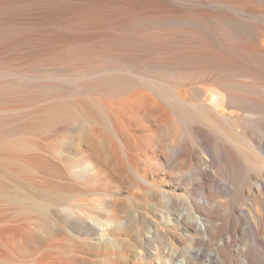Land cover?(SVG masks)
Returning a JSON list of instances; mask_svg holds the SVG:
<instances>
[{
	"label": "rangeland",
	"instance_id": "374dc122",
	"mask_svg": "<svg viewBox=\"0 0 264 264\" xmlns=\"http://www.w3.org/2000/svg\"><path fill=\"white\" fill-rule=\"evenodd\" d=\"M2 1L7 0H0ZM119 1L121 0H19L0 5V130H12L5 137L0 135L1 264H37L38 258L43 256L42 253L59 252L56 248L48 249L50 246L46 245H49L52 236L51 238L49 236L48 240L47 233L41 228L45 220L53 219L49 220L58 202L66 203L72 197L70 203L81 201L88 209L96 213L101 212L99 214L102 216L105 215L101 209L105 206L103 203L111 201L114 195H118L131 211H134L135 204L143 201L149 184L140 180L131 168L115 171L114 175H107L106 171L99 175L91 172L88 179L90 187L87 186V188L86 181L72 179L71 172L67 170V165L70 163L85 164L86 157L88 160L97 162L100 156L104 159L108 156V145H105V140L110 137V140H114L115 136L106 129L108 121L105 117L106 111L102 109L103 105V108L108 110L111 107L113 118L122 122L119 120L121 110L117 108V104L120 103V106L122 103L119 99L129 98L131 96L129 94L133 92L143 94V90L144 93H153L149 86L157 87L172 97L181 95L191 100L203 99L211 90H217V100L222 99L219 83L220 80H224V77L219 72L195 78L189 74L164 75L158 74L155 69L146 70L148 64H156L164 55H178L180 49L177 50V47L180 46V39L175 36L160 46L151 44L134 50L135 54L145 57L142 60L144 62L142 67L144 65L146 67H143L144 70H139L137 74L142 73V79L148 84L142 82L141 77L126 71L77 73L72 75L76 77V80H55L65 77L63 76L65 73L70 77L65 70L70 63L52 61V64L50 65L51 62H49L48 65L44 56L54 48L63 47L64 41L68 39L73 40V45H85L86 49L91 50L92 53L117 52L119 54L121 52L119 49L127 45L129 35L133 32L132 24L130 26L124 22L106 23L101 16L89 15L97 10L108 11ZM62 7L70 9L67 15H60L58 8ZM159 9L161 13L144 16L161 17L162 20L173 22L171 17L189 14L185 8L165 6ZM199 14L207 13L199 12ZM197 16L203 25L208 23L202 19L203 17ZM134 20L136 21L137 18L130 19V23ZM249 24L250 31L264 43V23ZM149 30L148 33L151 34L148 39L153 37L157 30H161L164 34L181 32L175 27L163 29L155 25ZM103 46H106V50L100 48ZM190 51L188 50L187 53ZM126 76L134 81V85L128 89L129 93L125 92L127 96L125 93L122 94L123 98L121 95L116 96L117 99L114 96V101L112 96L107 98V95H103L100 91L90 93L72 88L73 85L80 83L90 86L101 85L104 80ZM5 86L8 87V93H3ZM52 86L55 87L54 90L48 89L41 93L39 91ZM104 101L105 103H102ZM82 102L87 103L89 108L95 111L97 123L91 124L96 126L97 134H99L88 143L82 135L83 128L87 126V131L89 127V123H84L85 119L82 123V119L85 118L84 112L87 110V107L85 109L82 106ZM108 102L112 105L110 106ZM152 102L146 105L148 112L145 108L146 111L142 112L143 115L141 113V118L138 119V121L152 120L154 123L152 129L141 134L139 145L135 149H130L138 160L136 169L141 174H146L150 181L157 179L163 188L175 191L182 197L201 200L203 189L207 193H215L216 197L213 199L215 207L221 209L224 217H229L238 225L237 236L240 246L246 247L249 252L252 251L251 254L256 255V261L264 264V251L254 242L255 235L264 242V206L259 198L256 200L254 188L249 183L239 182L238 187L232 185L233 189L227 190L224 187L226 181L217 174L224 165L222 151H226L225 147L223 150L219 145L209 148L196 133L189 119L179 118L164 102L162 106L161 100L159 104L155 102L156 105ZM151 112L156 115H152L154 117L160 115L161 118L163 114L162 117L165 120L158 117V122L153 121ZM232 112L230 114L238 115V120L235 122L236 128L247 133L251 143L259 151L257 146L262 145L261 137L247 127L249 122L244 118L248 116V113L237 109H232ZM117 113L120 114L117 116ZM164 115L168 118L166 119ZM242 117L244 120L239 119ZM14 127L20 129L16 130ZM105 131L108 133L106 134ZM78 137L83 141L79 143ZM117 155H123V151L117 150ZM106 161L107 159L103 160L102 168H105ZM202 166L210 168L212 180H216V184L210 179L204 180L201 177L200 167ZM251 172L257 173V170ZM262 173L264 174V171ZM107 194L112 195V198L109 195L110 198L105 199ZM239 207L246 208L249 212L238 213L236 208ZM48 213L52 216L49 217ZM41 217L47 219L43 220ZM61 238L65 240L59 238L57 242L60 240L68 242L70 236H61ZM85 246L88 248L86 244ZM214 247L212 243L211 249ZM78 254L84 258V261L76 262L77 264L81 262L97 264L103 260L102 256L95 253L81 250Z\"/></svg>",
	"mask_w": 264,
	"mask_h": 264
},
{
	"label": "bare ground",
	"instance_id": "6f19581e",
	"mask_svg": "<svg viewBox=\"0 0 264 264\" xmlns=\"http://www.w3.org/2000/svg\"><path fill=\"white\" fill-rule=\"evenodd\" d=\"M13 1L19 0L2 1L0 5ZM165 6L185 8L189 14L171 17L173 22L162 20L161 17L144 16L161 13L159 8ZM58 9L61 16L67 15L70 11L66 7ZM199 12L207 14L200 15ZM89 15L101 16L106 23L124 22L130 26L132 24L133 32L130 35L128 33L129 42L127 41V45L120 48L121 52L117 54V52L92 53L83 44L73 45L72 39L64 41L63 47H66L54 48L44 56L48 65L49 62L51 65L52 61L70 63L65 69L70 77L65 73L63 75L65 77L56 78L57 75L55 80H76L72 75L77 73L116 71H126L141 77L142 73L137 74V72L145 69L143 67L146 65L142 67L144 63L142 60L145 57L135 54L134 50L151 44L160 46L175 36L180 39V46L177 47V50L180 49L178 55H164L156 64H148L146 70L155 69L158 74L164 75L189 74L195 78L219 72L224 77L219 83L222 99L217 100V90H211L203 99L191 100L181 95L172 97L154 86H149L153 93H144V90L143 94L133 92L129 94L131 95L129 98L124 99L122 94L134 85V81L128 79V76L104 80L101 85L90 86L82 83L73 85L72 88L76 91L90 93L100 91L103 95L106 94L107 98L112 96L113 101L114 96L120 95L124 100L118 98L122 102L120 106L118 100L119 104L115 103L121 110H119L121 112L119 120L122 122L113 118L111 107L108 110L103 108L104 105L102 106L108 121L105 127L115 136L114 140H110V135V138L103 139L105 145H108L105 168L101 167L103 160L105 161L101 156H98L97 162L86 157L87 161L83 165L74 163L67 165V170L73 176L71 178L86 181L87 188L90 187L88 179L91 172L99 175L106 171L107 175H114L115 171L131 168L140 180L149 184L148 192L146 191L143 201L135 204L134 211H131L118 195L112 198V195L107 194L104 198L109 199L111 196L112 199L103 203L105 206L101 209L105 215L102 216L99 214L101 212L96 213L88 209L81 201L70 203L72 197L71 200L68 199L69 203H64L65 201L56 203L55 210L52 209L53 216L49 215L51 212L47 214L51 217L49 220L53 219L48 221L44 218L47 220L43 222L41 228L47 233L48 240L52 236L50 242L48 241L49 245H46L50 246L48 249L56 248L59 252L55 250L58 253H50L49 250V253H42L43 256L38 258L37 264H77L76 262L84 261V258L78 254L81 250L102 256L103 260L97 264H259L255 259L256 255L251 254L252 251L249 252L246 247L240 246L237 236L238 225L229 217H224L221 209L215 207L213 203L215 193H207L203 189L201 200H196L182 197L175 191L163 188L157 179L150 181L146 174H141L136 169L138 160L130 149H135L139 145L141 134L149 132L154 124L150 119L138 121L141 113L147 110L146 105L148 103L150 105L152 100L156 105L155 102L159 104L161 100L160 104L165 103L179 118L189 119L196 133L209 148L219 145L223 150L225 147L226 151H222L224 165L217 171L218 176L226 181L224 187L231 191L233 186L238 187L239 182L249 183L255 190L256 200L259 198L264 206V174L262 173L264 171V43L249 29V23H264V0H121L108 11L97 10ZM197 15L208 23L203 25ZM135 17L137 20L130 23V19ZM154 25L163 29L175 27L181 32L164 34L161 30H157L158 32L148 39L151 34L149 29H153ZM100 48L106 50V46ZM188 50L191 51L187 53ZM141 80L148 84L142 77ZM48 89L51 91L55 87H45L39 91L41 93ZM3 93H8L7 86L3 89ZM125 94L127 96V93ZM85 102L81 103L85 109L87 107L82 123L85 119L84 123H89V127L86 131L87 126L84 124L86 128L81 131L83 139L88 143L99 134L96 126L91 124L97 123L95 111ZM108 104L110 105L109 102ZM232 109L248 113L244 118L249 122L247 127L261 137L262 145L257 146L259 151L251 143L248 134L236 128L238 115L230 114L233 113ZM153 113L151 112V116L155 115ZM118 114L120 113H117V116ZM162 116V119L159 117L161 120L164 119ZM158 117H154L153 121L158 122ZM239 119L244 120L243 117ZM14 129L20 128L14 127ZM10 131L12 130L1 129L0 135L5 137ZM81 141L83 140L80 139L79 143ZM117 150H122L123 155H117ZM200 168L201 177L204 180L210 179L216 184V180H212L210 168L208 166ZM252 170H257V173L251 172ZM236 211L249 212L243 207L236 208ZM61 236H70L69 241H61L65 240ZM255 236V244L264 251V242L257 235ZM59 238L61 240L57 242ZM212 243L215 246L213 249H211ZM52 246L54 248H51Z\"/></svg>",
	"mask_w": 264,
	"mask_h": 264
}]
</instances>
